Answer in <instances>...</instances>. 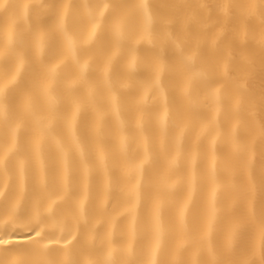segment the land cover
I'll list each match as a JSON object with an SVG mask.
<instances>
[{
  "label": "bare ground",
  "instance_id": "6f19581e",
  "mask_svg": "<svg viewBox=\"0 0 264 264\" xmlns=\"http://www.w3.org/2000/svg\"><path fill=\"white\" fill-rule=\"evenodd\" d=\"M135 2L0 0V64L9 19L16 20L12 35L23 39L24 63L11 104L18 113L30 96L35 113L14 118L13 124H21V206L32 205L44 180L50 191L60 192L57 206L70 209L83 200L87 224L79 221L77 239L87 228V245L119 249L117 241H126L146 252L158 222L165 258L184 264L209 259L194 241L214 207L211 247L226 243L233 225H239L234 256L258 252L264 222V20L240 13L262 0H147L151 23L142 17L130 21L133 33H150L146 38L136 35L120 46L101 26L90 43L84 42L90 30V9L84 5L106 3L111 10L113 4ZM201 4L207 6L203 15L196 7ZM218 5H228L229 14ZM57 12L66 13L74 49L58 27ZM191 16L195 22H186ZM154 76L159 91L149 84ZM45 86L54 105L41 91ZM34 141L38 146L32 150ZM20 183L17 173L0 175L8 196L17 194ZM11 223L0 215V237ZM14 228L13 244L0 245V258L5 247L39 239L26 220L15 221ZM45 231L56 232L57 226L50 223L41 235ZM182 242L186 251L177 253ZM7 258L14 264L25 259L20 253ZM85 258L96 259L87 253Z\"/></svg>",
  "mask_w": 264,
  "mask_h": 264
},
{
  "label": "snow or ice",
  "instance_id": "6c2138e0",
  "mask_svg": "<svg viewBox=\"0 0 264 264\" xmlns=\"http://www.w3.org/2000/svg\"><path fill=\"white\" fill-rule=\"evenodd\" d=\"M0 6H3L0 4ZM51 7V6H50ZM59 9L61 6H55ZM89 8L87 24L89 31L86 33L85 43H90L97 35V31L103 26V32L109 34L116 39L120 46H126L140 35L141 38H146L150 33H133L130 29V21L132 18H143L148 24L151 23V15L148 12L147 0H136L135 3L128 4H113L110 6L106 3L98 5H84ZM203 15L206 5L196 6ZM228 15V5H218ZM94 9V11H92ZM243 11L240 13L242 18L260 17L264 20V0L261 3H250L243 6ZM107 13V15H105ZM58 27L67 37L68 47L74 49L76 41L72 38L71 33L66 27V13L57 12ZM186 22H195V16L187 17ZM16 23L15 19H9L5 24L3 33V44L5 54L3 63L0 64V73L3 74V79L0 80V123L3 124V133L0 136V175L7 176L9 173H17L21 183L19 191L15 196H8L3 187H0V215H4L13 220V223L8 224L5 230V235L0 237V245L13 244L9 238L11 231L15 230V221L26 220L28 227L39 239L32 240L27 246L5 247L3 248L4 258H0V264H14L7 257L14 253L22 254L25 259L21 264H184L182 261L175 259H166L167 251L162 248L163 232L158 222L153 224V240L150 248L145 252L143 249L135 250L126 241H117L120 244L119 249H113L111 245H105L103 248H97L94 245H87L85 239L86 232L81 234L80 239L74 234L77 224L81 219H84L85 224V209L83 200L77 201L72 208L65 209L62 205L57 206L58 200L62 199L59 191H50L46 181L42 180L40 184V193L37 199L30 207L22 208L21 196L22 192V177H23V162L19 159L20 151L17 147L18 133L21 124H14V118L22 121L25 115L35 116L33 112V102L30 96L23 101L20 112H15L11 104L13 94L19 89L17 76L19 70L23 68V57L20 54V48L23 45V39L14 37L11 33V28ZM79 21L74 20V26ZM165 38L170 39L165 33ZM264 39V37H262ZM175 43V41H173ZM178 47V46H177ZM230 54L226 55V61L230 62ZM110 63V61H109ZM132 67H135V60L132 61ZM87 68V64L83 66ZM107 71V69H106ZM190 71L196 73V68L190 66ZM49 79L54 80L56 71L55 68L49 70ZM107 82V81H106ZM220 80L215 83H220ZM155 84L156 90H160L158 76H154L149 84ZM191 88V83L185 85V94L188 95ZM42 93L47 96L49 104H55V96L49 91L47 86L41 89ZM216 98L221 99L217 90ZM228 103L231 104V99L225 97ZM115 110V103L113 102ZM79 111V105L76 106V112ZM123 144V140H122ZM37 143L34 141L32 150H35ZM239 145L235 148L239 150ZM102 158V156H101ZM175 163V161H173ZM214 167V164H213ZM215 220V208L209 216L206 229L195 239L194 246L198 250L202 249L208 260L204 264H264V222L260 225V246L259 251L251 250L250 254L244 257L234 256V242L239 232V225H233L227 237L226 243L221 244L218 248H213L210 245V237L213 230ZM50 223L57 226V231H44V227ZM60 233L59 235L57 234ZM75 241V243H73ZM186 251L184 243H180L176 249L177 253ZM91 254L96 257L95 260L85 258V254ZM259 255V260L255 257ZM159 257V259L157 258Z\"/></svg>",
  "mask_w": 264,
  "mask_h": 264
}]
</instances>
